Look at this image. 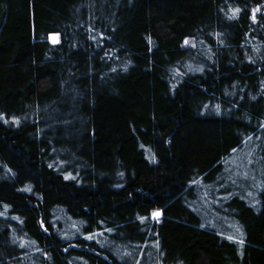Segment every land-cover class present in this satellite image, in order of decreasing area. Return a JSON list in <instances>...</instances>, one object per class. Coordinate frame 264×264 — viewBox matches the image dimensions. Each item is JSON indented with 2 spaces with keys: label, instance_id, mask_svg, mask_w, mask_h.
Wrapping results in <instances>:
<instances>
[{
  "label": "trees",
  "instance_id": "1",
  "mask_svg": "<svg viewBox=\"0 0 264 264\" xmlns=\"http://www.w3.org/2000/svg\"><path fill=\"white\" fill-rule=\"evenodd\" d=\"M0 264H264V0H0Z\"/></svg>",
  "mask_w": 264,
  "mask_h": 264
},
{
  "label": "snow or ice",
  "instance_id": "2",
  "mask_svg": "<svg viewBox=\"0 0 264 264\" xmlns=\"http://www.w3.org/2000/svg\"><path fill=\"white\" fill-rule=\"evenodd\" d=\"M237 11H239V9H237ZM156 215H159L158 213Z\"/></svg>",
  "mask_w": 264,
  "mask_h": 264
}]
</instances>
